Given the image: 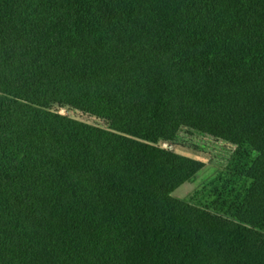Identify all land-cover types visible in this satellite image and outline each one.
I'll return each instance as SVG.
<instances>
[{
  "label": "trees",
  "instance_id": "1",
  "mask_svg": "<svg viewBox=\"0 0 264 264\" xmlns=\"http://www.w3.org/2000/svg\"><path fill=\"white\" fill-rule=\"evenodd\" d=\"M182 130L257 152L233 219ZM0 264H264V0H0Z\"/></svg>",
  "mask_w": 264,
  "mask_h": 264
},
{
  "label": "rangeland",
  "instance_id": "2",
  "mask_svg": "<svg viewBox=\"0 0 264 264\" xmlns=\"http://www.w3.org/2000/svg\"><path fill=\"white\" fill-rule=\"evenodd\" d=\"M50 109L90 125L108 128L103 119L91 114L57 105ZM158 145L204 163L203 168L191 180L174 190L173 197L233 219L252 185L247 171L257 156L255 150L246 143L232 145L221 139L187 130H182L174 141L159 142Z\"/></svg>",
  "mask_w": 264,
  "mask_h": 264
}]
</instances>
